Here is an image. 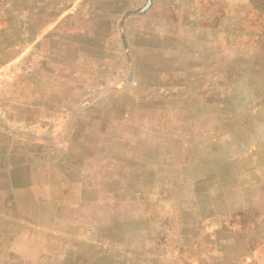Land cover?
Returning <instances> with one entry per match:
<instances>
[{"label": "rangeland", "instance_id": "rangeland-1", "mask_svg": "<svg viewBox=\"0 0 264 264\" xmlns=\"http://www.w3.org/2000/svg\"><path fill=\"white\" fill-rule=\"evenodd\" d=\"M0 264H264V0H0Z\"/></svg>", "mask_w": 264, "mask_h": 264}]
</instances>
